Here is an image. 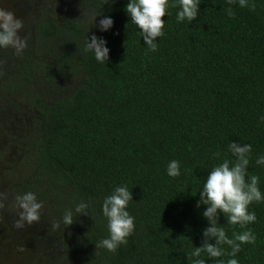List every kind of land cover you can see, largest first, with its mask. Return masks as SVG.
<instances>
[{"label": "trees", "instance_id": "obj_1", "mask_svg": "<svg viewBox=\"0 0 264 264\" xmlns=\"http://www.w3.org/2000/svg\"><path fill=\"white\" fill-rule=\"evenodd\" d=\"M129 2L94 0L101 14L89 27L69 20L35 27L40 50L52 59L17 73L13 85L32 84L31 72L54 90L77 78L81 83L56 99H31L39 116L27 142L32 174L16 191L42 199L68 231L67 256L80 264H191L187 255L202 246L209 226L207 205L197 207L200 192L215 166L235 161L231 142L252 145L248 174L259 177L264 195V165L256 164L264 156V0H249L255 11L238 2L201 0L191 23L177 21V0L162 18L165 34L155 52L131 22ZM229 6L234 18L226 14ZM105 17L114 23L101 31ZM93 34L107 42L109 61L85 50ZM172 160L180 164L179 177L167 174ZM118 186L132 192L127 211L135 229L112 253L96 244L109 238L102 206ZM81 202L89 205L87 215L75 213ZM68 210L74 223L66 227ZM249 211L257 217L247 225L256 241L242 244L234 258L264 264V201ZM218 223L229 238L246 230L228 224L222 213ZM203 258L226 264L233 257Z\"/></svg>", "mask_w": 264, "mask_h": 264}, {"label": "clouds", "instance_id": "obj_2", "mask_svg": "<svg viewBox=\"0 0 264 264\" xmlns=\"http://www.w3.org/2000/svg\"><path fill=\"white\" fill-rule=\"evenodd\" d=\"M201 0H178L180 11L177 12V21L183 22L187 20L193 22L199 15V4ZM241 8H250L255 11L256 5L249 4V0H228L229 5L235 3ZM177 7V0H130L126 5V12L141 31L142 37L152 52L157 51L158 44L155 42L157 38L164 36L165 21L162 19L168 15V9ZM229 17L234 18L235 12L229 6L226 10ZM96 18V17H95ZM94 18V21H95ZM114 21L110 17L100 19L99 27L101 31H108L112 28ZM24 27L23 20L17 18L16 14L8 9L0 7V48H11L15 50L17 55H22L23 51L28 47V39L26 36L21 37L20 32ZM106 41L102 38L92 35L86 41L85 50L94 52L95 59L101 63L109 61V49L106 47ZM4 61L0 60V68ZM3 72L0 71V76ZM264 120V117L261 118ZM230 152L236 157L235 161L225 159L221 164L215 166L208 175L200 192V204L207 205L203 216L208 221V227L203 231L204 240L202 246L195 247L187 255L191 264H205L203 255L209 258H220L228 255L233 257L228 259L226 264H239L236 257L241 251L242 244H254L256 236L247 225L255 223L257 220L254 211H249L251 204L264 201L259 188V177L248 174V166L250 164V156L252 153L251 144H237L231 142L228 145ZM217 158L220 153H215ZM257 165H264V156H260L256 160ZM167 174L170 177H179L180 164L176 160L169 162ZM7 193L0 190V221L3 220L2 210L5 209L7 201ZM16 206L21 210L19 218L15 221L17 229H23L25 224L31 226L39 224L42 218L43 202L36 198L33 192H26L23 195H17ZM133 201L132 192L126 186H118L113 193L107 196L103 202L102 211L108 219L109 238H105L96 244V249L103 248L109 252L115 253L121 245H126L128 237L131 236L135 229L134 217L127 211L129 202ZM89 205L81 202L76 205V214L87 215ZM222 213L227 223L230 225H239L240 228L246 229L241 233H233V238H229L223 227L218 226L219 214ZM59 221L53 222L51 227L60 228ZM62 223L67 227L74 223V215L71 210L65 212ZM215 243H210V240ZM224 245L231 249L226 252ZM19 251H25L21 246ZM219 264H225L224 260H219Z\"/></svg>", "mask_w": 264, "mask_h": 264}, {"label": "rangeland", "instance_id": "obj_3", "mask_svg": "<svg viewBox=\"0 0 264 264\" xmlns=\"http://www.w3.org/2000/svg\"><path fill=\"white\" fill-rule=\"evenodd\" d=\"M0 7L13 11L17 18L23 20L20 35L28 39V47L22 55H17L11 48H0L1 60L5 63L0 68L3 72L0 76V190L8 197L2 210L3 220L0 221V264H80L75 258L67 256L63 241L68 231L61 226L55 230L51 227L56 220L47 206L44 205L39 224H25L23 229L15 227L21 211L15 198L19 195L16 190L32 174L29 162L32 154L27 142L39 116L31 99L35 94L47 100L59 98L70 93L81 83V79H74L58 90L45 85L32 72V84H25L21 89L13 85L15 81L12 79L17 73L33 69L37 63L52 59L40 50L42 45L34 36L38 24H60L69 20L89 27L97 22L101 13L96 9L94 0H0ZM6 57L10 60H4ZM37 200L43 202L40 198ZM21 246L25 251H19Z\"/></svg>", "mask_w": 264, "mask_h": 264}]
</instances>
